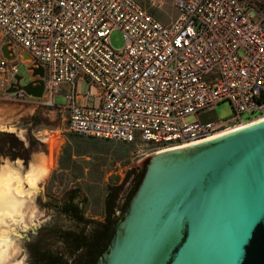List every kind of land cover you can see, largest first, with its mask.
<instances>
[{"label":"built area","instance_id":"1","mask_svg":"<svg viewBox=\"0 0 264 264\" xmlns=\"http://www.w3.org/2000/svg\"><path fill=\"white\" fill-rule=\"evenodd\" d=\"M168 2L176 15L162 22L136 0H0V92L27 97L6 92L26 54L68 132L127 144L137 162L264 119V0ZM223 100L232 114L210 119Z\"/></svg>","mask_w":264,"mask_h":264},{"label":"water","instance_id":"2","mask_svg":"<svg viewBox=\"0 0 264 264\" xmlns=\"http://www.w3.org/2000/svg\"><path fill=\"white\" fill-rule=\"evenodd\" d=\"M1 50L14 57L7 45ZM28 74L26 83L17 74L6 92L42 98L43 70ZM139 164L140 178L95 264H264V119Z\"/></svg>","mask_w":264,"mask_h":264},{"label":"rangeland","instance_id":"3","mask_svg":"<svg viewBox=\"0 0 264 264\" xmlns=\"http://www.w3.org/2000/svg\"><path fill=\"white\" fill-rule=\"evenodd\" d=\"M136 1L149 7L152 15L162 22H167L176 15L168 0H162L160 5H151L149 0ZM109 40L111 47L115 50L121 49L124 45L123 33L118 29L110 32ZM239 54L242 55L243 52L239 51ZM25 61L27 59L23 57L22 63L15 61L18 64V73L23 76L22 83L28 82L31 78L26 70ZM86 88L83 86L82 91L85 92ZM21 100L23 99L8 100L5 93L0 92V123L12 125L15 128V131L11 133L13 139L1 140L0 138V166L5 161L13 164L14 161L19 160L21 161V170L25 171L31 164L35 163V158L42 154L44 157H49L50 154V158L54 161L48 176L38 185L30 201L27 210V225L23 229L22 224L16 228L17 233L12 232L11 234L17 248L13 261H19L21 264H37L35 257H33L32 248H51L54 251L61 248L62 243L53 236L56 229L74 232H82L84 229L83 224H77L62 210V205L68 200L67 194L71 190H76L71 201L83 210L84 218L103 221L105 214L104 193L117 186L122 189L129 179L130 170L136 171L135 168L140 166L141 161L137 162L134 159L129 145L102 141V186L88 182L78 184L75 181L73 170H58L55 166L61 141L54 135L67 134L64 114H61L54 107L42 104L46 101V97L30 99L35 100V102L23 106L24 109L21 112L13 114L9 108L15 105L22 106ZM55 102L56 104H64V98L58 95ZM232 112L231 103L228 100H223L214 106V110L208 116L210 119H224L229 117ZM195 117V115H189L185 119L187 122H192ZM0 132L9 133L12 131L0 128ZM17 132H21V135ZM53 138L55 143L51 149L49 140ZM71 142L75 149L77 147H86V149L97 147L94 143L80 139ZM12 146L14 149L11 148ZM74 170L78 174H82V170L78 169L77 166ZM105 176L106 180L103 181ZM30 217L31 220H29Z\"/></svg>","mask_w":264,"mask_h":264},{"label":"trees","instance_id":"4","mask_svg":"<svg viewBox=\"0 0 264 264\" xmlns=\"http://www.w3.org/2000/svg\"><path fill=\"white\" fill-rule=\"evenodd\" d=\"M1 140H11L13 135L8 132H0ZM14 149V146L11 147ZM22 148V147H21ZM23 149V148H22ZM136 174L131 182L129 191L124 201L119 202L120 186L108 189L104 200V220L94 221L83 217V210L72 203L76 190H71L68 200L62 205V210L68 214L77 224H83L82 232L62 231L56 229L53 232L59 242L60 249H47L42 247L32 248L33 257L37 264H95L97 258L106 250L108 241L113 233V225L122 211L124 202L133 190L140 178L141 168H135Z\"/></svg>","mask_w":264,"mask_h":264},{"label":"bare ground","instance_id":"5","mask_svg":"<svg viewBox=\"0 0 264 264\" xmlns=\"http://www.w3.org/2000/svg\"><path fill=\"white\" fill-rule=\"evenodd\" d=\"M0 128L15 131L12 125L4 123H0ZM17 133L21 135V132ZM49 141L53 149L55 139ZM50 157V154L49 157L38 155L35 163L25 171L21 170L19 160L13 164L5 161L0 166V264H21L19 261H13L17 248L11 234L17 233L16 228L22 224L23 229L27 225V210L34 192L54 165Z\"/></svg>","mask_w":264,"mask_h":264},{"label":"crops","instance_id":"6","mask_svg":"<svg viewBox=\"0 0 264 264\" xmlns=\"http://www.w3.org/2000/svg\"><path fill=\"white\" fill-rule=\"evenodd\" d=\"M30 99L35 98L27 96L20 101L22 103V106L19 105L18 107L15 105L13 107H10L9 109L12 110L13 114L19 113L24 109L23 106H27L33 101L35 102V100ZM66 132L67 134L54 135L55 137L57 136L59 138V141H61L60 148L57 152V160L55 162V166L58 168V170H73L75 181L78 182V184H81L80 182H88L89 184L102 186V141H112L84 136L68 131ZM79 139L89 143H94L97 145V147H93V149H86V147H77L75 149L71 141ZM74 165H76L78 169L82 170V174H78L77 172H75L76 170L74 169H76V166ZM104 180H106V176L103 178V181ZM106 194L107 192H105L103 196H106Z\"/></svg>","mask_w":264,"mask_h":264},{"label":"flooded vegetation","instance_id":"7","mask_svg":"<svg viewBox=\"0 0 264 264\" xmlns=\"http://www.w3.org/2000/svg\"><path fill=\"white\" fill-rule=\"evenodd\" d=\"M139 167V166H138ZM130 171H133L132 169L130 170ZM135 174H136V172H135ZM135 174L132 176V179H131V182L133 181V178H134V176H135ZM131 185V184H130ZM130 187V186H129ZM128 191H129V188H128V190H127V193H128ZM127 193L125 194V195H127ZM124 198H125V196H124ZM104 213H105V208H104ZM120 212H118V214H119Z\"/></svg>","mask_w":264,"mask_h":264}]
</instances>
